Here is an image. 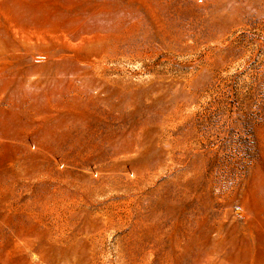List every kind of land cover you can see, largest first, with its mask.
Wrapping results in <instances>:
<instances>
[{
  "label": "rangeland",
  "instance_id": "1",
  "mask_svg": "<svg viewBox=\"0 0 264 264\" xmlns=\"http://www.w3.org/2000/svg\"><path fill=\"white\" fill-rule=\"evenodd\" d=\"M0 241L264 264V0H0Z\"/></svg>",
  "mask_w": 264,
  "mask_h": 264
},
{
  "label": "bare ground",
  "instance_id": "2",
  "mask_svg": "<svg viewBox=\"0 0 264 264\" xmlns=\"http://www.w3.org/2000/svg\"><path fill=\"white\" fill-rule=\"evenodd\" d=\"M32 248L29 241H0V264H37L33 258L26 257L23 252Z\"/></svg>",
  "mask_w": 264,
  "mask_h": 264
}]
</instances>
